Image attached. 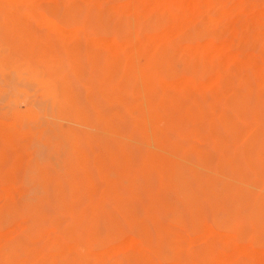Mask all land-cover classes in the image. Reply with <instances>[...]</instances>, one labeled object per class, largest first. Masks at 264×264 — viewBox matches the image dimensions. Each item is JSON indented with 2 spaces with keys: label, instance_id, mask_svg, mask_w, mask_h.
Segmentation results:
<instances>
[{
  "label": "rangeland",
  "instance_id": "rangeland-1",
  "mask_svg": "<svg viewBox=\"0 0 264 264\" xmlns=\"http://www.w3.org/2000/svg\"><path fill=\"white\" fill-rule=\"evenodd\" d=\"M0 264H264V0H0Z\"/></svg>",
  "mask_w": 264,
  "mask_h": 264
},
{
  "label": "bare ground",
  "instance_id": "bare-ground-1",
  "mask_svg": "<svg viewBox=\"0 0 264 264\" xmlns=\"http://www.w3.org/2000/svg\"><path fill=\"white\" fill-rule=\"evenodd\" d=\"M4 7H5V5H3V7H2V8L5 10ZM6 10H7V8H6ZM9 10H12V9L10 8ZM9 10H7V12H8ZM9 12H10V11H9ZM11 12L13 13V11H11ZM12 13H10V14H12ZM6 14H7V13H6ZM8 14H9V13H8ZM8 14H7V15H8ZM10 14H9V15H10ZM3 15H4V14H3ZM4 16H5V15H4ZM11 18H12V17H11ZM68 18L70 19V17L67 16V19H68ZM72 18H73V17H72ZM6 19H8V17H6ZM9 21H10V20H9ZM9 21L7 22V20H6L7 23H9ZM69 21H70V20H69ZM6 22H5V23H6ZM10 22H11V21H10ZM11 23H13V22H11ZM11 23H10V24H11ZM16 25H18V24L16 23ZM18 26H19V25H18ZM18 28H19V27H18ZM148 28H151V24H150V27L148 26ZM23 29H24V28H23ZM19 30H20V29H19ZM21 34H22V33H21ZM143 70H144V69H143ZM6 72H7V71H6ZM144 73H145V72H144ZM2 79H3V78H2ZM9 83H10V82H9ZM241 98L243 99V97H241ZM233 100H234V99H233ZM236 100H237V98H236ZM236 100H235L236 103H235L234 101H233V103H235V104L238 106V103H237ZM238 100H239V99H238ZM239 101H240V100H239ZM241 102H242V101H240V103H241ZM229 103H230V102H229ZM231 103H232V101H231ZM233 103H232L231 105H233ZM243 103H245V102H243ZM236 105H235V106H236ZM237 106H236V107H237ZM233 107H234V105H233ZM239 107H241V104H239ZM234 108H235V107H234ZM237 108H238V107H237ZM237 108H236V109H237ZM240 110H241V109H240ZM241 111H242V110H241ZM242 112H243V111H242ZM237 113H238V112H237ZM240 114H241V112H240ZM149 135H150V134H149ZM144 139H145V138H144ZM182 163H184V162H182ZM174 167L176 168L175 164H174ZM191 167H193V166H191ZM190 169H191V168H190ZM175 173H176V172H175ZM194 173H195V172H194Z\"/></svg>",
  "mask_w": 264,
  "mask_h": 264
}]
</instances>
